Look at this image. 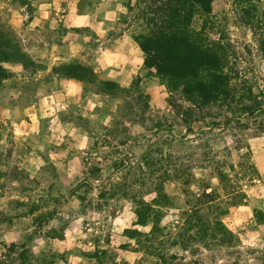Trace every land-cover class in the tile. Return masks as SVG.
I'll use <instances>...</instances> for the list:
<instances>
[{"label":"rangeland","instance_id":"374dc122","mask_svg":"<svg viewBox=\"0 0 264 264\" xmlns=\"http://www.w3.org/2000/svg\"><path fill=\"white\" fill-rule=\"evenodd\" d=\"M38 1L0 0V32L16 59L33 38L20 14ZM151 1L124 0L132 33H148ZM192 28L225 56L253 112L237 103L195 107L189 125L177 106L188 102L148 68L128 91H107L97 77L84 100L14 124L17 62L3 63L10 75L0 84V264H264V0H215ZM144 156L152 167L140 169ZM209 181L218 185L216 202L231 209L223 221L232 238L207 245L176 226L192 192ZM162 186L174 206L159 233L137 241L131 232L152 226L135 225L136 200Z\"/></svg>","mask_w":264,"mask_h":264},{"label":"trees","instance_id":"16d2710c","mask_svg":"<svg viewBox=\"0 0 264 264\" xmlns=\"http://www.w3.org/2000/svg\"><path fill=\"white\" fill-rule=\"evenodd\" d=\"M214 1L152 0L148 8L150 11H146L147 14L144 17L148 33H133V38L144 52V65L166 81L171 93L179 94L185 102H188V106L180 104L177 106L182 107L178 113L183 115L184 122L189 125V118L195 107L201 109L221 103L232 108V104L237 103L238 110L244 113L253 112L255 109L254 105L242 102L244 95H239L232 85V77L226 69L225 56L220 51L202 44L192 28L195 14H210ZM127 7L129 10L132 9L129 4ZM14 54L17 53L8 50L0 32V84L10 75L3 63L20 62L25 66L33 63L20 48L19 59H16ZM57 70L64 75L84 80L87 84L90 80L97 78L91 68L79 63L61 65ZM100 83L106 87L107 91L125 92L130 89L110 80L100 79ZM144 159L146 161L140 164V169L152 167L154 161L151 162L147 156H144ZM217 171L219 172L218 169ZM187 184L193 185L190 180H187ZM217 187L218 185L209 181L199 188L200 190L192 192L190 195L192 200L188 202L190 207L186 208L184 213H178L177 220H181V223L176 226L179 228V234L184 231H193L192 237L207 245L225 242L232 238L231 230L223 221L230 216L231 209L216 202L219 196ZM175 198L162 186L157 188L149 198L136 200L135 225H151L152 229L149 233L134 229L131 232L132 237L140 241L145 236L152 237L159 233L162 228V219L167 209L174 206ZM10 250L15 251L13 246ZM22 255H25V252Z\"/></svg>","mask_w":264,"mask_h":264},{"label":"crops","instance_id":"0c3cea01","mask_svg":"<svg viewBox=\"0 0 264 264\" xmlns=\"http://www.w3.org/2000/svg\"><path fill=\"white\" fill-rule=\"evenodd\" d=\"M33 5L32 14L19 17L33 30L32 41L23 45L33 69L27 72L28 67L20 62L13 66L19 74V94L15 96L19 103L11 109L14 124L17 119L21 124L26 115L33 119L43 110L66 109L85 99L87 83L58 71L61 65L83 64L97 77L123 87L130 86L138 74L145 76L144 52L124 19L128 11L124 0H44ZM55 33L60 35L52 40ZM28 84L31 100L22 104ZM27 131L22 129L19 135L26 139Z\"/></svg>","mask_w":264,"mask_h":264}]
</instances>
